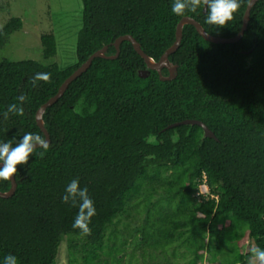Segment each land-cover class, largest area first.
Listing matches in <instances>:
<instances>
[{"label": "trees", "instance_id": "obj_1", "mask_svg": "<svg viewBox=\"0 0 264 264\" xmlns=\"http://www.w3.org/2000/svg\"><path fill=\"white\" fill-rule=\"evenodd\" d=\"M249 1L215 26L205 23L204 0L195 12L185 0L184 16L171 12L174 0H82L74 64L0 58V142L15 147L29 132L45 138L38 109L93 53L108 46L115 55L118 37L132 35L159 60L183 17L232 38ZM22 26L13 17L0 27V51ZM41 43L43 58H54L55 35ZM169 59L175 79L154 70L141 77L145 60L124 41L117 58H95L47 108L48 149L17 165L16 192L0 197V261L11 254L18 264H57L65 242L69 264H259L251 250L264 249V0L239 42L212 43L185 25ZM37 73L49 80L33 85ZM14 103L21 115L8 111ZM186 119L204 122L216 138L197 124L167 128ZM73 179L96 208L87 235L72 227L79 197L62 200ZM204 184L209 193L195 200ZM10 188L0 181L1 191Z\"/></svg>", "mask_w": 264, "mask_h": 264}, {"label": "rangeland", "instance_id": "obj_2", "mask_svg": "<svg viewBox=\"0 0 264 264\" xmlns=\"http://www.w3.org/2000/svg\"><path fill=\"white\" fill-rule=\"evenodd\" d=\"M13 17L22 19L23 26L10 37L0 51V58L57 63L62 68L77 61V39L83 26L82 0H0V27ZM46 33L54 34L57 40V54L48 60L43 58L41 43V36ZM208 193V187L201 185L193 197L198 200L200 195ZM251 261L258 260L254 257ZM57 264H69L65 242L60 244Z\"/></svg>", "mask_w": 264, "mask_h": 264}, {"label": "clouds", "instance_id": "obj_3", "mask_svg": "<svg viewBox=\"0 0 264 264\" xmlns=\"http://www.w3.org/2000/svg\"><path fill=\"white\" fill-rule=\"evenodd\" d=\"M207 8L205 23L208 25L224 26L233 20L234 14L240 8V0H204ZM201 6V0H191V7L187 11L195 12ZM171 12L177 16L186 15L185 0H174L171 5ZM49 75L47 73H37L33 78V85L36 81L47 82ZM24 97H17L20 102L24 101ZM8 111L14 112L17 115L22 114V109L17 105L11 104L8 106ZM39 144L44 150L48 149V144L45 138L41 135L26 133L22 140L13 147L11 143L0 142V163L4 167L0 168V181L13 183L12 177L17 174V165H24L28 162L30 155L34 153V146ZM79 197V210L73 220L72 227L80 229L81 232L87 235L90 232L89 224L91 218L96 215L94 202L88 195L87 188L79 187V181L73 179L65 188V195L62 200L68 203L73 202ZM252 254L259 261V264H264V249L259 247L251 250ZM0 264H18L17 257L8 254L5 255Z\"/></svg>", "mask_w": 264, "mask_h": 264}, {"label": "water", "instance_id": "obj_4", "mask_svg": "<svg viewBox=\"0 0 264 264\" xmlns=\"http://www.w3.org/2000/svg\"><path fill=\"white\" fill-rule=\"evenodd\" d=\"M259 0H250L244 17H243V25L242 28L240 30V32L238 33L237 36L232 37V38H225V37H218V36H214L210 33H208L204 27L201 25V23L199 21H197L196 19L190 17V16H186L183 17L180 22L177 25V29H176V41L174 42V44L167 49L164 54L161 56V58L159 60H155L154 58L150 57L147 53L144 52V50L141 48L140 43L132 36V35H122L120 37H118L113 45L116 48V54L113 56L107 55V50H108V46H104L103 48H101L100 50L96 51L95 53H93L86 62H84L77 70H75L72 75H70L64 82L63 84L60 86L57 94L53 97H51L46 103H44L37 111L36 113V122L37 125L40 127V129L42 130V132L45 134V141L48 145H50L51 143V137H50V133L48 132V130L45 127V122H44V114L47 110V108L51 107L52 105H54L66 92V90L68 89L69 85L75 80L77 79L79 76H81L84 72H86L90 66L92 65V62L95 58H108V59H115L118 57L119 53H120V46L122 44V42L124 41H130L133 44L134 49L144 58L145 63L147 68L144 70H139V75L141 77H147L148 74L150 73L151 70L157 71L160 75L161 80L166 81V80H173L176 78L177 76V72H178V65L177 64H173L170 59L169 56L173 53H175L181 42H182V38H183V28L185 25H193L198 33L207 41L212 42V43H237L239 42L242 37L244 36L245 31L248 28V24H249V20H250V14H251V10L252 8L255 6V4L258 2ZM204 12H207V8L206 5H204ZM166 68L168 69L169 75L165 76L163 74V69ZM181 124H190V125H200L201 127H203L204 129V137H211V138H216L214 132L202 121L197 120V119H186L184 121L181 122H176L173 123L171 125H169L167 128H172L175 126H179ZM166 128V129H167ZM41 147L39 144H36L34 146V149ZM4 167L3 163H0V168ZM13 183H11V188L8 191H1L0 190V197L2 198H9L11 196H13V194L16 192L17 187H18V183L16 181L15 176H13L12 178Z\"/></svg>", "mask_w": 264, "mask_h": 264}, {"label": "built area", "instance_id": "obj_5", "mask_svg": "<svg viewBox=\"0 0 264 264\" xmlns=\"http://www.w3.org/2000/svg\"><path fill=\"white\" fill-rule=\"evenodd\" d=\"M205 186H207L206 184H204ZM208 187V186H207ZM209 189V188H208Z\"/></svg>", "mask_w": 264, "mask_h": 264}]
</instances>
